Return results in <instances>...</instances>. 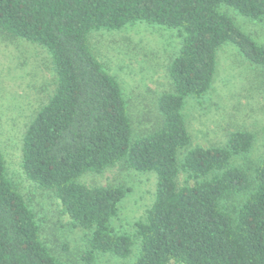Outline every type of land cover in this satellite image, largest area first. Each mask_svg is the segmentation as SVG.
Here are the masks:
<instances>
[{
  "label": "trees",
  "instance_id": "16d2710c",
  "mask_svg": "<svg viewBox=\"0 0 264 264\" xmlns=\"http://www.w3.org/2000/svg\"><path fill=\"white\" fill-rule=\"evenodd\" d=\"M221 6L264 22V0H0V34L45 49L54 79L25 125L20 168L83 231L82 263L134 255L130 264H264V142L255 164L246 130L222 145L191 147L183 114L186 100L211 89L222 46L264 73V46ZM136 23L174 30L180 40L166 65L170 90L157 98L160 119L145 136L134 135L123 90L88 43L94 31ZM114 167L156 177L154 200L131 232L114 224L130 187L81 182ZM0 264H68L42 237L1 151Z\"/></svg>",
  "mask_w": 264,
  "mask_h": 264
},
{
  "label": "rangeland",
  "instance_id": "374dc122",
  "mask_svg": "<svg viewBox=\"0 0 264 264\" xmlns=\"http://www.w3.org/2000/svg\"><path fill=\"white\" fill-rule=\"evenodd\" d=\"M233 24L264 46V22L241 16L221 6ZM91 52L119 82L129 110L135 136L149 134L157 126L160 114L157 98L170 90L166 73L168 61L177 54L180 40L174 30L136 23L121 30L94 31L88 37ZM53 72L45 49L24 40H12L0 34V151L8 175L38 216L42 237L51 252L68 264H84L80 251L84 233L72 227L54 195L27 180L20 168L21 137L35 110L52 91ZM183 114L191 147L217 146L228 134L246 130L254 135L247 161L255 164L263 157L264 73L248 63L232 45L217 52L211 89L202 98L186 100ZM182 158V154L179 159ZM232 164L242 165L235 158ZM87 186L124 183L130 192L119 205L116 227L133 231V223L144 216L153 200L156 177L114 167L100 175L82 176ZM135 253V251H134ZM128 259L102 257L94 264H130Z\"/></svg>",
  "mask_w": 264,
  "mask_h": 264
}]
</instances>
